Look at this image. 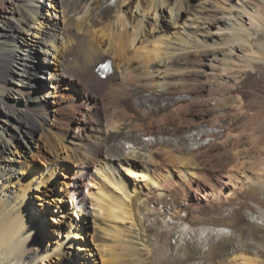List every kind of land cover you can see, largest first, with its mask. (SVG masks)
I'll use <instances>...</instances> for the list:
<instances>
[{"label": "bare ground", "instance_id": "1", "mask_svg": "<svg viewBox=\"0 0 264 264\" xmlns=\"http://www.w3.org/2000/svg\"><path fill=\"white\" fill-rule=\"evenodd\" d=\"M41 1L0 0V264H264V0ZM47 209L40 247L23 219ZM150 219L203 238L158 244Z\"/></svg>", "mask_w": 264, "mask_h": 264}, {"label": "rangeland", "instance_id": "2", "mask_svg": "<svg viewBox=\"0 0 264 264\" xmlns=\"http://www.w3.org/2000/svg\"><path fill=\"white\" fill-rule=\"evenodd\" d=\"M50 5H52V2H51V0H42L41 1V6L42 7H44L45 9L47 8H51V6ZM43 48H40V47H38L37 48V45H36V47L35 48H33L32 50H31V53L33 54V56H34V58H33V62H34V68H35V70H33L32 71V73L33 74H31V76H32V80H34V91H37V92H42L44 89H46V86H44L43 85V83L44 82H47L48 81V75H50V65H52V63H49L48 62V60L46 61V60H43V54H44V52H43V50H42ZM48 67V68H47ZM40 70V71H38V70ZM37 83V84H36ZM35 93H32V95H34ZM26 95V94H25ZM24 98H26V96H24L23 95V97L22 98H18L17 100H19V102H21V104H24L25 103V100L26 99H24ZM21 100V101H20ZM0 111L2 112V109H0ZM66 141V140H65ZM58 147H60V146H58ZM59 153L61 154V155H63V151L62 150H60L59 151ZM27 163L29 162V161H26ZM7 165H11V164H14V161L13 162H7L6 163ZM34 165L35 166H39V167H42V168H46L47 166L46 165H44L40 160H38V159H36V160H34V161H31L29 164H28V167H31V166H33L34 167ZM64 169H65V172H67L68 174L67 175H71L70 174V170H68V169H66V167H64ZM22 172V171H21ZM24 174H26L25 172H24ZM24 174L23 173H21V176H24ZM55 177H57L56 178V182L52 185V183H51V185H52V187H53V190H58L59 189V186H60V183H59V181L60 180H67L68 182H70L71 180L69 179V177H65L62 173H59V174H57ZM34 183V182H33ZM84 192H85V190H84ZM35 194H39V191H37V190H33V188H32V191H31V200L33 201V204H34V206H36V204H37V202H38V199L37 198H35L34 197V195ZM33 195V196H32ZM48 207V206H47ZM70 211H71V214H73V209L71 210V209H69ZM37 212H38V210H36ZM49 211V212H48ZM39 213L40 214H37L35 217V221H32V222H30V221H28V219H23V222L25 221H27V223H29V224H25L24 225V228H23V230L24 231H27L28 233L29 232H32V231H34V230H36V232H35V236L37 237H40L41 239H42V243L43 244H40V247H42V246H44V245H48V236L46 235V230L48 229V227H50V225H51V223H50V220L48 219V216L51 214L50 213V209H47L46 210V212H44V213H42L41 211H39ZM48 221V222H47ZM52 243H50V245H51ZM50 245H49V247H50ZM55 246V245H54ZM69 250H71L72 251V253L74 252L75 254L77 253V258L79 259V260H81V262L83 261H85L86 259L84 258V257H82V256H80L78 253H81V251L80 250H78V249H76L75 247H70L69 248ZM74 253H73V255H74ZM79 264H81V263H79ZM85 264V263H84Z\"/></svg>", "mask_w": 264, "mask_h": 264}]
</instances>
